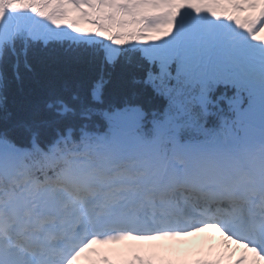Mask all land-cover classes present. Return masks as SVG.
I'll list each match as a JSON object with an SVG mask.
<instances>
[{
	"label": "snow or ice",
	"instance_id": "6c2138e0",
	"mask_svg": "<svg viewBox=\"0 0 264 264\" xmlns=\"http://www.w3.org/2000/svg\"><path fill=\"white\" fill-rule=\"evenodd\" d=\"M56 44L138 60L112 96L50 78L12 122L11 81ZM209 230L264 264V0H0V264H221L159 251Z\"/></svg>",
	"mask_w": 264,
	"mask_h": 264
},
{
	"label": "trees",
	"instance_id": "16d2710c",
	"mask_svg": "<svg viewBox=\"0 0 264 264\" xmlns=\"http://www.w3.org/2000/svg\"><path fill=\"white\" fill-rule=\"evenodd\" d=\"M51 57L56 58V61L49 60ZM68 57L78 59L65 63L64 59ZM137 60L136 52H128L115 67H106L101 73L97 49L72 47L68 44H56L47 51L37 49L32 57L33 71L23 73L19 82L11 81L7 91L6 111L12 113V122L33 118V105L40 101L44 93L43 84L50 78L56 79L59 84L68 85L66 95H70L75 90L74 85L87 88L103 75L108 80L105 93L108 96L118 94L127 88V79L134 72L133 66ZM4 126L9 127V122L5 121ZM12 134L26 142L22 129L14 128Z\"/></svg>",
	"mask_w": 264,
	"mask_h": 264
},
{
	"label": "bare ground",
	"instance_id": "6f19581e",
	"mask_svg": "<svg viewBox=\"0 0 264 264\" xmlns=\"http://www.w3.org/2000/svg\"><path fill=\"white\" fill-rule=\"evenodd\" d=\"M204 242H205V236H204V233H201V237H200V240L198 242H194V241H191V240L188 241L187 247H186V251L188 253H191V250L195 249V247H197V246H199L201 248V250L204 251L205 250ZM217 244H219V241H217ZM230 249H231V251L232 250L241 251V249H239L238 247L235 248V249L233 247H231ZM209 253L211 255L212 254L220 255L219 251L216 248V246H214L211 250H209Z\"/></svg>",
	"mask_w": 264,
	"mask_h": 264
},
{
	"label": "rangeland",
	"instance_id": "374dc122",
	"mask_svg": "<svg viewBox=\"0 0 264 264\" xmlns=\"http://www.w3.org/2000/svg\"><path fill=\"white\" fill-rule=\"evenodd\" d=\"M45 23H47V22H45ZM85 28H88V27H90L89 25H83Z\"/></svg>",
	"mask_w": 264,
	"mask_h": 264
}]
</instances>
